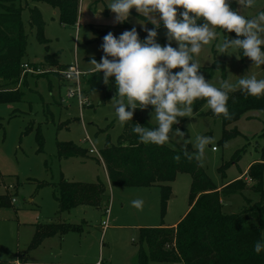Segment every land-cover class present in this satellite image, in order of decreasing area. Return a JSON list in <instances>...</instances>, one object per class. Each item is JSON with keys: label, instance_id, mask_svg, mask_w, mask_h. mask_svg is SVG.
Returning a JSON list of instances; mask_svg holds the SVG:
<instances>
[{"label": "rangeland", "instance_id": "rangeland-1", "mask_svg": "<svg viewBox=\"0 0 264 264\" xmlns=\"http://www.w3.org/2000/svg\"><path fill=\"white\" fill-rule=\"evenodd\" d=\"M109 3L110 0H79L76 23L62 24L58 10L48 3L21 1L22 21L27 32L25 58L54 64L48 65L45 76L26 73L24 84L18 87V82L15 86L22 91L21 100L0 103V196L9 198V204H0V264H135L139 228L160 224L172 226L187 211L191 178L186 172H178L169 182L171 193L162 219L158 186H114L109 183L100 151L106 143L116 144L123 132V124L116 118L114 109L121 99L116 96L114 77L109 85V101L104 100L102 91H90L86 80L83 86L86 101L82 107L76 97L65 98V86L55 70L56 65L65 66L76 61L81 69L95 70L90 60L94 57L99 62L104 55L102 37L109 32L118 37L133 27L146 25L132 14H139L135 8L130 10L126 21L117 22L116 14L107 8ZM34 6L44 21L47 48L35 39V28L30 27L29 8ZM235 10L243 12L236 0ZM261 10H264V0H257L256 6L244 10L243 14L251 17ZM215 30L217 39L203 46L200 54L194 57L206 81L211 80L219 87L220 81L229 79L235 82L247 73L264 78V66H253L254 62L248 57L241 59V50L229 49L228 53L220 54L217 44L227 36L229 39L235 37L225 30ZM139 38L143 40L145 37ZM157 42L162 46L168 43L167 32L162 26L157 30ZM172 46L177 47L175 41ZM47 54L54 55V58L46 60L44 56ZM204 99L199 113L181 117L172 126L166 144L178 148L188 145L195 153L197 135L212 137L213 143L198 160L200 166L219 188L229 180L230 184L224 188L227 192L240 184L245 185L241 193L221 196L223 210L239 212L258 200V203H264V196L253 191V180L246 174L251 165V169L261 165V188L264 190V161L259 163L264 147V108L248 110L223 128L220 119L205 114L210 108ZM151 112L143 115L156 127ZM232 128H236L235 134L221 143L223 130ZM179 131L184 134L180 135ZM85 136L91 139L99 155L88 152L90 144L83 141ZM59 142H71L86 148V157L58 156ZM61 177L69 181L100 182L105 188L100 204L79 205L58 212L54 194ZM11 197H14L13 202H10ZM135 199L143 200L141 209L132 206ZM104 219L105 228L101 224ZM49 222H69L79 224L80 228L46 237L37 247L29 248L36 225ZM142 249L147 253L145 244ZM147 264L181 263L148 260Z\"/></svg>", "mask_w": 264, "mask_h": 264}, {"label": "trees", "instance_id": "trees-1", "mask_svg": "<svg viewBox=\"0 0 264 264\" xmlns=\"http://www.w3.org/2000/svg\"><path fill=\"white\" fill-rule=\"evenodd\" d=\"M23 0H0V103H12L21 100L22 91L18 88L24 84L26 73L22 64L28 63L33 68L38 65L54 64L49 61L31 62L25 58L27 47V32L22 21L21 4ZM43 1L58 10V19L62 24L76 23L79 0H34ZM230 8L235 10V0H229ZM182 11V9L178 10ZM135 14L146 25L135 27L138 35L146 37L145 29H153L154 25L148 22L143 15ZM29 23L35 28V39L47 48V39L44 36V21L37 7L29 8ZM167 32V29L161 24ZM159 29V28H158ZM156 29V31L158 30ZM235 38V32H228ZM103 38V37H102ZM242 38V37H240ZM241 59L242 51L239 52ZM103 55H101L102 57ZM47 60L54 55L44 56ZM111 59V58H109ZM64 68L56 65V71ZM222 68H224L222 66ZM180 69H174V72ZM32 74V73H31ZM38 73L36 76H45ZM59 75V74H58ZM103 73L91 71L86 76L90 91L100 90L104 100L109 101V84L102 79ZM20 82L18 87L16 84ZM51 89V86L49 85ZM126 102V101H125ZM205 99L194 101L192 113L200 112ZM264 108V96L253 97L242 93L239 89L229 94V118L214 114L208 109L205 114L220 119L223 128L234 123L248 110ZM128 110V109H126ZM152 106L144 109L137 108L133 112L132 121L123 124V132L118 137L116 144H105L100 155L107 173L108 181L114 186H135L160 188L161 219L164 214L166 200L171 193L169 182L175 179L178 172L190 175V189L188 193V209L174 226L140 227L138 232L139 247L136 253L135 264H147L148 260L155 262H181L182 264H264V252L256 254L253 250L254 243L264 238V203L250 204L249 207L239 212H225L221 196L241 193L244 184L235 186L230 192L225 187L230 181H225L223 187L214 184L205 170L195 158H188L185 153L194 154L190 146L184 148L172 147L168 144H145L139 141L137 134L132 129L135 124L147 128H154L144 112H151ZM236 128L230 131L223 130L221 143L227 141L235 134ZM39 135L37 134V137ZM58 156L61 157H86V148L71 142H59ZM259 163L264 161V147L261 149ZM253 165H251L252 167ZM247 170L253 180V191L264 196L261 188L263 183L262 166H254ZM223 167H219L221 177L224 178ZM57 192L54 199L57 202L58 212L69 211L79 205L97 206L105 192L100 182L69 181L60 178L56 186ZM261 201V200H260ZM0 204H9L6 195L0 196ZM80 228L79 224L69 222H49L38 224L35 227L29 248L37 247L40 242L55 234H64L67 231ZM145 244L147 253L142 249Z\"/></svg>", "mask_w": 264, "mask_h": 264}, {"label": "clouds", "instance_id": "clouds-1", "mask_svg": "<svg viewBox=\"0 0 264 264\" xmlns=\"http://www.w3.org/2000/svg\"><path fill=\"white\" fill-rule=\"evenodd\" d=\"M236 2L242 6L243 12L257 4V0ZM107 8L116 14L117 22L126 21L130 10L135 8L154 25L153 29H145L147 35L143 40L135 27L118 37L112 32L107 33L101 45L104 55L99 62L94 57L90 60L94 69L99 74L103 73L105 84L111 85V78L114 77L116 96L121 98L114 109L121 124L132 121L135 109L152 106L150 116L152 120L154 114L156 127L135 124L132 129L140 142L167 143L172 126L179 118L190 116L197 99L206 98L214 114L229 118V94L237 88L249 96H264V78L247 73L235 82L224 79L217 87L211 80H205L199 72L201 67L194 59L203 46L217 39L215 29L219 28L223 32H235L237 37L229 39L227 36L217 44L220 54L228 53L229 49L241 50L243 57L254 62L253 66H264V10L248 17L231 9L229 0H110ZM180 9L182 11H178ZM161 24L167 29L168 39L163 46L157 42L156 29ZM172 41L177 47L172 46ZM177 68L180 70L172 71ZM179 134L184 133L179 131ZM212 143V137L197 135L196 152L185 155L200 160ZM131 203L141 209L144 202L135 199ZM253 250L256 254L264 252V238L254 243Z\"/></svg>", "mask_w": 264, "mask_h": 264}, {"label": "built area", "instance_id": "built-area-1", "mask_svg": "<svg viewBox=\"0 0 264 264\" xmlns=\"http://www.w3.org/2000/svg\"><path fill=\"white\" fill-rule=\"evenodd\" d=\"M23 71L32 73V74H38L46 71L45 67H42L38 65L36 68H33L28 63H23L22 65ZM93 69H81L77 62L70 63L68 65H65L64 68H61L58 70V74L61 77L62 83L65 86V98H73L76 97L78 99V103L80 107L84 105V101H86V96H83V86L84 82L86 80V76L92 71ZM61 100V97H60ZM64 98H62V101ZM83 141H88L90 144V147H88L89 153H96L99 155L96 148L93 146L91 139L88 136H85ZM212 149H215L214 146H212ZM14 201V197L10 198V202ZM106 214L109 213V209L106 208ZM102 227L105 228L106 226V219L102 220L101 222Z\"/></svg>", "mask_w": 264, "mask_h": 264}, {"label": "crops", "instance_id": "crops-1", "mask_svg": "<svg viewBox=\"0 0 264 264\" xmlns=\"http://www.w3.org/2000/svg\"><path fill=\"white\" fill-rule=\"evenodd\" d=\"M29 61H30V60H29ZM31 62H32V61H31ZM187 209H188V208H187ZM175 224H176V222H175V223H173V224H172V226H174ZM163 226H164V225H163ZM180 263H181V262H180ZM181 264H182V263H181Z\"/></svg>", "mask_w": 264, "mask_h": 264}]
</instances>
